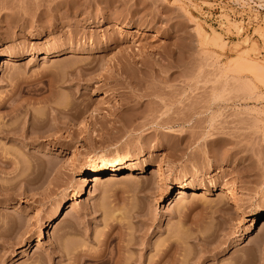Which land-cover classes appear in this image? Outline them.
Returning a JSON list of instances; mask_svg holds the SVG:
<instances>
[{
	"label": "rangeland",
	"instance_id": "374dc122",
	"mask_svg": "<svg viewBox=\"0 0 264 264\" xmlns=\"http://www.w3.org/2000/svg\"><path fill=\"white\" fill-rule=\"evenodd\" d=\"M0 127V264H264V0H0Z\"/></svg>",
	"mask_w": 264,
	"mask_h": 264
},
{
	"label": "bare ground",
	"instance_id": "6f19581e",
	"mask_svg": "<svg viewBox=\"0 0 264 264\" xmlns=\"http://www.w3.org/2000/svg\"><path fill=\"white\" fill-rule=\"evenodd\" d=\"M213 41L220 45V43L222 42V39L219 35L214 34ZM13 57H14L13 55H9V57L4 58L3 59V65L6 67L13 65V61H14ZM119 76H121V75H119ZM127 78H128V76H126V78H124V80L126 79V82L128 83L131 81L132 78L131 77L128 78V79H130L129 81L127 80ZM116 83H118V82L116 81ZM1 127H0V129H3ZM3 130L5 131V128ZM146 169H147V164L145 162H143L141 165L137 164V162H130V163L127 162L125 164L109 165L107 167L102 168L101 170L95 171L94 173H92L89 176H85L84 179L86 181H88L89 183H92L94 187H98L99 185H101L105 182H111L112 180H115L117 178H121L123 176H124V178H128V177L134 176L137 173L138 174L143 173V172H145ZM165 172H166V168L161 162L160 163L158 162L156 165H154L153 167L150 168V175H156V174L159 176L161 175V181L167 183V178L165 177ZM177 191H178L177 200L183 199L187 195L200 197V196H204L207 193V191H205V189L201 190V191H197V190L193 189V187L189 186L187 183H181V185L179 186ZM224 191H225V195L233 202L236 209H238L240 212L242 211L241 213H243L244 217L251 216V214L247 213L246 202L241 197L238 196L237 192L233 188L225 187ZM199 192H201V193H199ZM256 225L257 226L261 225V227L264 229V218L260 219V217L255 214L253 221H252V227L256 226ZM260 241L261 240H259L258 242H260ZM102 242H104L105 245H106V243H107V245L109 243L107 241V237ZM114 260L110 264H118L117 261L115 260V262H114ZM110 261H111V259H110ZM73 264H87V263H86V261H83V259L77 258V259H75ZM99 264H108V262L102 260V262L100 261Z\"/></svg>",
	"mask_w": 264,
	"mask_h": 264
}]
</instances>
